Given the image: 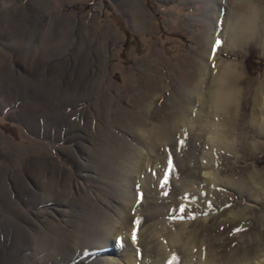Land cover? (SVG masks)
Here are the masks:
<instances>
[{
	"label": "rangeland",
	"instance_id": "1",
	"mask_svg": "<svg viewBox=\"0 0 264 264\" xmlns=\"http://www.w3.org/2000/svg\"><path fill=\"white\" fill-rule=\"evenodd\" d=\"M254 7L262 44L228 39ZM263 37L264 0H0V264H39L41 239L46 264H144L181 229L205 264H264ZM222 83L238 93L217 114ZM219 122L247 141L198 154L195 183L175 185ZM174 245L160 264H184Z\"/></svg>",
	"mask_w": 264,
	"mask_h": 264
},
{
	"label": "bare ground",
	"instance_id": "2",
	"mask_svg": "<svg viewBox=\"0 0 264 264\" xmlns=\"http://www.w3.org/2000/svg\"><path fill=\"white\" fill-rule=\"evenodd\" d=\"M262 10L261 8L259 7H254L253 9H251L250 11V16L247 18V19H244L242 24H240V28H239V31H242V32H239L234 34L233 36H230L228 37L229 38H232V40H237V39H241L242 41H246V40H253L255 43L257 44H262V38L260 36L261 34V24H262V19H261V16H262ZM248 16V15H247ZM237 30H238V27H237ZM263 35V34H262ZM264 38V37H263ZM224 41V40H223ZM221 73L219 74L220 75V80L225 82L227 79L230 81V83H233L234 80H236V78L238 77L237 75V67L236 65H233V64H230V63H221ZM218 79V78H217ZM216 79V80H217ZM220 80H218L217 82L220 83ZM215 84V83H214ZM224 83L220 84L216 90L214 91L213 93V96H212V102H213V106L215 108V110L217 111V114H220V111L224 110V108L227 107V105L229 104H232L235 100V96L236 94L238 93L237 92V89H235L234 87L233 88H227V87H224L223 85ZM226 85V84H225ZM256 92L257 93H264V79L261 80L257 87H256ZM259 103L258 102V99L257 98H254V104H257ZM256 105H253V110H252V119H253V123H256L257 126H258V130L260 131V136L264 135V103H259V107H261L260 109H262L261 111V115L263 117L262 121H260V118L257 117V114H255L256 112V108H255ZM222 118V117H220ZM235 119V117L233 118ZM222 122V121H220ZM219 123H216L214 125L215 127V130L214 131H210L211 134H212V140L213 143H212V146H210L208 148V151H204V148H200V151H198L199 147H195V144L193 140H191V142H188L190 144L187 145L189 152H190V156L191 158H193V160H190V163H191V175L192 177L187 179H181L178 180L177 182H175V185L178 184L180 185V187H186V189H188L187 187H191L193 185V183H195L193 181V179H195V176L197 175L196 174V170L198 169L199 170V165H198V162H197V155L198 154H201L202 153L204 155L202 156H209L211 157L212 156V153L216 152V149L215 147H226L227 149H231V150H234L237 148L238 145H240V143H244L247 141V137L245 136V134H238V133H233V135H231V137H227L226 136V133H223L224 131H220L219 129V125L221 126V124ZM225 122V121H224ZM240 124V123H239ZM197 127L196 126H191L188 127V129L191 130L194 129L196 127V129L199 128V124H197ZM202 128V127H200ZM223 128V127H222ZM226 128V127H225ZM201 130L202 129H199L198 131H200L201 133ZM223 130V129H222ZM196 131V130H195ZM194 132L190 133L192 134L193 136H195L194 134H196ZM208 131V129L206 130ZM186 132H189V131H186ZM228 133V132H227ZM193 141V142H192ZM199 141V140H198ZM197 141V142H198ZM193 144V145H192ZM186 145V144H185ZM197 145V144H196ZM200 145V144H199ZM203 152H202V151ZM134 158H139L141 157V155L137 156V155H133ZM133 157H130V159H132ZM133 158V159H134ZM140 161H138V164L136 165L139 170H138V173L140 171ZM130 168V166H129ZM190 168V167H188ZM134 169V168H132ZM142 169V168H141ZM135 170V169H134ZM190 171V170H189ZM163 172V171H162ZM188 172V171H187ZM186 172V173H187ZM147 174V173H145ZM188 174V173H187ZM172 175V174H171ZM158 176V175H157ZM176 176V175H175ZM147 177V176H146ZM162 177V176H161ZM198 177V175H197ZM158 178V177H157ZM184 178V177H183ZM216 177H214L213 179H215ZM125 179V178H124ZM55 180V179H54ZM161 180V181H160ZM218 181V180H217ZM158 182V183H157ZM161 186V190H162V178H160L159 176V181L156 180V177L153 176V175H148L147 179L144 180V183H143V189L145 191H148L149 193H153L155 194L156 192H158V190L160 189L159 187ZM171 185V184H170ZM48 187V186H47ZM37 189V188H36ZM153 189V190H152ZM166 189V188H165ZM191 189V188H190ZM194 189V188H193ZM180 190V189H179ZM144 191V192H145ZM192 191V190H191ZM194 191V190H193ZM129 197V196H128ZM156 197V196H155ZM130 198V197H129ZM164 201V200H163ZM154 205V204H153ZM157 205V204H156ZM151 206V205H150ZM159 208V206H157ZM162 207V206H161ZM155 205L152 206L150 208L151 210V214H156V212L158 211V209H155ZM165 208V207H164ZM58 210V209H57ZM129 218V217H127ZM127 218L124 217V221L127 222ZM106 219V218H105ZM107 221V220H106ZM130 222V221H129ZM105 224V223H104ZM111 224V225H110ZM109 226L105 229L104 233L106 234L105 236H107V238L111 237L113 235V233H116L118 230H117V227L115 226L114 223H110ZM92 226V225H91ZM95 226V224H94ZM101 226V225H100ZM107 226V225H106ZM164 226V225H163ZM45 227V225H44ZM119 227H122V226H119ZM46 228V227H45ZM101 228V227H99ZM121 230H119V234L120 235H123V231H122V228H120ZM98 230V228L95 230V232ZM102 230V229H100ZM166 230V229H165ZM182 230V229H181ZM181 230H178L176 233H173V232H170L168 231L166 233L167 237H166V240L169 239L171 241V243L169 244V246L165 245L164 246V243L162 244L163 246L162 247V250H160L159 252V258L158 257V252H157V256L155 257L154 260L152 261H146L144 264H160V262L162 260H167L166 263L168 261H171L172 260H169L168 257H166L165 255L167 253H162V251H166L164 250L165 247H167L168 249H170L171 247L175 246L174 244H180L181 248H182V252H178L180 253V260L184 261V264H192V262L194 260H197L198 264H205L204 260H203V257L204 255L198 250L196 249V247L192 246V244L190 242H188V240H186L185 236L182 234ZM99 232V230H98ZM164 233V232H163ZM103 234V233H102ZM93 235V234H92ZM124 236V235H123ZM122 237V236H121ZM44 238V237H43ZM101 239V238H100ZM122 239V240H121ZM121 242L124 241L126 243V240L124 238H120ZM53 242L50 241H47L45 239H41L40 242H37L34 241L32 244V250H33V254H32V258H36V263H39V264H46L47 261L46 259L47 258H50V259H53V257L51 256L55 250V247L53 246L52 244ZM35 245V246H34ZM34 247V248H33ZM176 247V246H175ZM173 250V249H172ZM180 250V249H179ZM43 252H48L49 255L45 256L44 257V254ZM56 252V251H55ZM54 252V253H55ZM58 252V251H57ZM51 254V255H50ZM49 256V257H48ZM54 256V255H53ZM141 256V255H140ZM126 257V256H125ZM132 256H129L127 257V262L129 264H132L134 261L133 259L131 258ZM166 257V258H165ZM174 257V256H173ZM178 257V256H177ZM215 256H211L210 258H207V260H213L215 259L214 258ZM170 258V257H169ZM31 259V258H30ZM29 259V260H30ZM205 259V258H204ZM28 260V261H29ZM206 260V261H207ZM109 262V261H108ZM153 262V263H152ZM33 263V262H32ZM175 263V262H174ZM229 264H233L234 263V259H231L229 262ZM226 263V264H228ZM108 264H116L114 262V260H111ZM206 264H208L206 262Z\"/></svg>",
	"mask_w": 264,
	"mask_h": 264
},
{
	"label": "snow or ice",
	"instance_id": "3",
	"mask_svg": "<svg viewBox=\"0 0 264 264\" xmlns=\"http://www.w3.org/2000/svg\"><path fill=\"white\" fill-rule=\"evenodd\" d=\"M179 218H181L182 219V217H179ZM132 238H133V240H135L136 239V233L134 232L133 233V236H132ZM118 243H120V241H117Z\"/></svg>",
	"mask_w": 264,
	"mask_h": 264
}]
</instances>
